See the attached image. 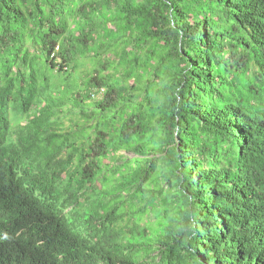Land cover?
Returning <instances> with one entry per match:
<instances>
[{
	"label": "trees",
	"instance_id": "obj_1",
	"mask_svg": "<svg viewBox=\"0 0 264 264\" xmlns=\"http://www.w3.org/2000/svg\"><path fill=\"white\" fill-rule=\"evenodd\" d=\"M0 264H264V0H0Z\"/></svg>",
	"mask_w": 264,
	"mask_h": 264
},
{
	"label": "rangeland",
	"instance_id": "obj_2",
	"mask_svg": "<svg viewBox=\"0 0 264 264\" xmlns=\"http://www.w3.org/2000/svg\"><path fill=\"white\" fill-rule=\"evenodd\" d=\"M75 76H76V75H75ZM102 96H103V95H98V96L96 97V99L101 98ZM10 119L12 120V124H13V126H15L17 123H19L18 118L15 117V115H14V113H13L12 111L10 112ZM66 123H67V122L65 121V125L68 126Z\"/></svg>",
	"mask_w": 264,
	"mask_h": 264
},
{
	"label": "built area",
	"instance_id": "obj_3",
	"mask_svg": "<svg viewBox=\"0 0 264 264\" xmlns=\"http://www.w3.org/2000/svg\"><path fill=\"white\" fill-rule=\"evenodd\" d=\"M58 47L56 48V51H58ZM56 51L52 54V57H54L55 56V53H56ZM104 94V91H100V93H96L95 94V96H94V98H96L98 95H103Z\"/></svg>",
	"mask_w": 264,
	"mask_h": 264
}]
</instances>
